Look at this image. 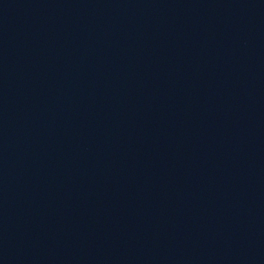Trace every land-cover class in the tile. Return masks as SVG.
<instances>
[{"label": "water", "instance_id": "1", "mask_svg": "<svg viewBox=\"0 0 264 264\" xmlns=\"http://www.w3.org/2000/svg\"><path fill=\"white\" fill-rule=\"evenodd\" d=\"M0 264H264V0H0Z\"/></svg>", "mask_w": 264, "mask_h": 264}]
</instances>
